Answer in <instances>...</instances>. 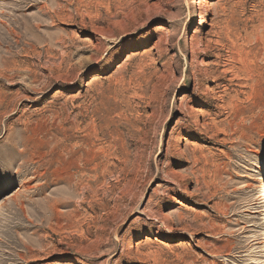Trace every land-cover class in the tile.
<instances>
[{"label": "rangeland", "instance_id": "rangeland-1", "mask_svg": "<svg viewBox=\"0 0 264 264\" xmlns=\"http://www.w3.org/2000/svg\"><path fill=\"white\" fill-rule=\"evenodd\" d=\"M0 42V264H264V0H0Z\"/></svg>", "mask_w": 264, "mask_h": 264}, {"label": "bare ground", "instance_id": "bare-ground-1", "mask_svg": "<svg viewBox=\"0 0 264 264\" xmlns=\"http://www.w3.org/2000/svg\"><path fill=\"white\" fill-rule=\"evenodd\" d=\"M201 4H202L201 1H198V5H201ZM59 17H60V16H59ZM61 18H62V17H61ZM0 43H1V42H0ZM155 49H156V48H155ZM8 52H9V51H8ZM158 52H159V51H158ZM227 64H228V63H227ZM2 70H4V68H3ZM231 82H232V81H231ZM231 85H232V84H231ZM225 89H226V88H225ZM225 89H224V90H225ZM215 96H216V95H215ZM189 109H191L192 111L195 110L193 106H190ZM189 111H190V110H189ZM29 139H32V138H29ZM20 151H22V149H21ZM22 152H23V151H22ZM20 154H21V153H20ZM260 187H262V186L260 185ZM263 187H264V185H263ZM0 206H1V205H0ZM55 206H56V203L54 202L53 205H52V207L55 209ZM49 208H50V207H49Z\"/></svg>", "mask_w": 264, "mask_h": 264}]
</instances>
